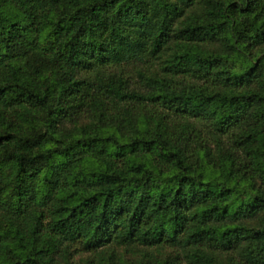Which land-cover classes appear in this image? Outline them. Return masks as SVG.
Returning <instances> with one entry per match:
<instances>
[{"label":"trees","instance_id":"16d2710c","mask_svg":"<svg viewBox=\"0 0 264 264\" xmlns=\"http://www.w3.org/2000/svg\"><path fill=\"white\" fill-rule=\"evenodd\" d=\"M0 264H264V0H0Z\"/></svg>","mask_w":264,"mask_h":264}]
</instances>
